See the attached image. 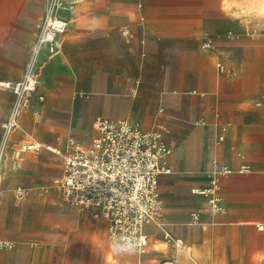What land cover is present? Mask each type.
Here are the masks:
<instances>
[{
  "label": "crops",
  "instance_id": "1",
  "mask_svg": "<svg viewBox=\"0 0 264 264\" xmlns=\"http://www.w3.org/2000/svg\"><path fill=\"white\" fill-rule=\"evenodd\" d=\"M79 12L84 27L70 29ZM42 13L41 0H0V78L20 77ZM68 17L59 51L41 59V73L52 77L40 87L47 99L29 97L19 128L6 138L3 123L19 98L0 88V237L12 242L0 247V264H90L79 261L88 251L98 264H122L110 250L107 220L70 205L53 185L68 140H39L44 128H64L61 117L78 135L91 131L96 117L123 118L161 131L172 147L171 172L159 178L164 208L157 225L178 243L155 246L160 233L149 224L152 247L125 264H153L151 252L173 264H264V43L251 34L252 20L264 18V0H81ZM12 23L21 25L9 34ZM124 27L134 33L130 43ZM78 62L97 76L75 74ZM23 142L40 149L17 157ZM213 177L218 210L200 192ZM19 186L30 189L21 201ZM59 216L76 220L63 238Z\"/></svg>",
  "mask_w": 264,
  "mask_h": 264
},
{
  "label": "built area",
  "instance_id": "2",
  "mask_svg": "<svg viewBox=\"0 0 264 264\" xmlns=\"http://www.w3.org/2000/svg\"><path fill=\"white\" fill-rule=\"evenodd\" d=\"M80 1L48 0L44 20L29 48L22 77L17 81L0 78V88H11L19 98L3 123L5 138L19 127L20 115L30 105L29 97L37 88L39 55L44 50L49 55L59 51V36L66 32L68 15ZM251 24V34L264 43V18H255ZM121 33L127 43L134 38L128 27L122 28ZM140 42L144 45L145 39ZM202 46L212 47L208 42ZM141 55H146L144 50ZM219 67L223 69L221 65ZM94 128L96 133L89 143L71 136L67 149L62 153L57 151L63 159V174L54 179L53 185L62 191L70 205L92 210L94 216L106 219L110 239L113 233L135 237L139 241V250L134 255L143 256L148 246L146 226L163 217L159 178L171 172L169 157L172 147L161 131L141 130L123 118L99 117ZM39 149L38 143L23 142L18 147L17 157L28 150ZM1 182L0 166V188ZM218 187L219 180L213 177L210 186L201 190L202 194L209 196L208 202L213 210L221 208L216 195ZM29 194L28 187L15 188L17 201ZM11 245V241L0 237V247Z\"/></svg>",
  "mask_w": 264,
  "mask_h": 264
},
{
  "label": "rangeland",
  "instance_id": "3",
  "mask_svg": "<svg viewBox=\"0 0 264 264\" xmlns=\"http://www.w3.org/2000/svg\"><path fill=\"white\" fill-rule=\"evenodd\" d=\"M41 2H42L43 13H42V16L40 18H38L34 22V26H36L37 24H40L41 25L42 22H43V20H44V17H45L48 0H41ZM84 3L82 4V6L78 7L79 10H81L84 7ZM79 15H80V12H79V14H77L78 17H77V23H76V25L73 28H70V29H79L81 27H84L85 22H81ZM9 25H10V28H9L10 33L9 34H12L13 33V30L15 29V27L17 28L21 24H19V23H12V24H9ZM1 26H2V24H0V34H3V30H2V27ZM27 27H29V26H27ZM38 32H39V26L35 27V31H34L35 38L37 37ZM14 33H16V32H14ZM35 38H34V40H35ZM34 40H33V42H34ZM31 44H30V46H31ZM30 46H29V48H30ZM29 48H28V51H29ZM27 54H28V52H27ZM43 56L49 57L50 55L48 53H45L44 51H42L41 54L39 55V58H38V84H37L36 90L34 92H32V94L30 95V98H31V96L33 94H37V96H38V98H39L40 101H45L47 99V95L43 91L40 90V87L44 88V85L45 86H49V84L51 83V80H52V77H50L48 75L47 76L46 75H43L41 73V59H42ZM26 57L24 59V64H25ZM75 65H76V68H77L75 70V74L79 72V73H82L83 75H87V76L89 74L94 75L95 77L97 76V72H94V71L93 72H88V71L82 70V68H81L82 67L81 62H78ZM23 69H24V67H23ZM22 73H23V71L21 72V75L18 78V80H20V78L22 77ZM61 77L62 76H57L58 79H64V78H61ZM41 97H43V99ZM61 100L63 102H65V104L68 105L71 108L72 104H70L68 102L69 99L67 97H65L64 95H62ZM66 105H64V107H66ZM51 110H52V107H51ZM51 110L48 109L46 112H42L41 113V119L43 121L45 120L46 117H48V115L51 112ZM97 118L98 117H96L92 122H90V126H93V123H94V121ZM59 123L61 125H63L64 128L60 129V131L59 130H55L53 128H51V129L50 128H44V129H42V131L40 133L41 139L39 141L42 142V143H47V141H50V140H58L57 137H60L61 140L63 139V137H66L67 140H68V138L70 136L77 137L81 141H90L88 138L89 137H92L96 133V130H95L94 126L92 127V130L91 131H88L87 130L85 133H83V135H78L74 131H70V129H71V127H70V120L68 118H65V117L64 118L61 117L59 119ZM16 130H14V132ZM29 139H33V138H29ZM17 148H18V146H17ZM43 151H44V147H43L42 151H40V152H43ZM2 170H3V167L1 166L2 182H1L0 192L2 190L3 182H4V176L2 174ZM163 208H164V203H163ZM197 216H199L198 215V212L195 211L194 214H192V216H191V223L195 221V218L194 217H197ZM96 218H100V217H96ZM75 222H76V220L75 221L73 219L72 220H68L66 218H63V217L59 216V219H58L59 238H63L67 234H69V232L72 231V228L74 227ZM154 229L157 230L160 233L159 234V238H156L155 236L152 238V240H154V238H156L155 239V242H154L155 243L154 244L155 246L162 247L163 248L165 244H169L170 242H173L175 245L178 243V239L179 238L177 236L173 235V234H171L173 237L171 236L172 238H171L170 242L168 241L170 239V237L168 239L167 238L165 239V233L166 232L160 226H158L157 223H155V228ZM106 238H107V236H106ZM150 242H151V240H150ZM150 242H149V244L147 246V249H146V253L145 254H147V252L152 247V244ZM182 247H183V244L179 248H182ZM77 249H83V248L79 247ZM84 249H86V248H84ZM85 253H87L89 256L87 257V259L79 258V261L80 262L90 261V264H98L99 259L97 258L96 252H90V251H88V252H85ZM126 257H128V255L117 256V259L122 264H125L126 263ZM130 257H132V258L135 257L136 258V255H131ZM149 257L154 260V263L153 264H173L174 263L171 259L164 258V257H161V256L159 257V256L155 255L153 252H151V254H150ZM143 264H148V263L144 262Z\"/></svg>",
  "mask_w": 264,
  "mask_h": 264
},
{
  "label": "clouds",
  "instance_id": "4",
  "mask_svg": "<svg viewBox=\"0 0 264 264\" xmlns=\"http://www.w3.org/2000/svg\"><path fill=\"white\" fill-rule=\"evenodd\" d=\"M109 247L117 256H131L139 250V241L131 235L113 233Z\"/></svg>",
  "mask_w": 264,
  "mask_h": 264
},
{
  "label": "bare ground",
  "instance_id": "5",
  "mask_svg": "<svg viewBox=\"0 0 264 264\" xmlns=\"http://www.w3.org/2000/svg\"><path fill=\"white\" fill-rule=\"evenodd\" d=\"M50 57H52V56H50ZM129 122V121H128ZM131 123V122H130ZM19 126H20V121H19ZM201 192V191H200ZM162 215H163V212H162ZM161 221V220H160ZM160 221H158V222H160Z\"/></svg>",
  "mask_w": 264,
  "mask_h": 264
}]
</instances>
